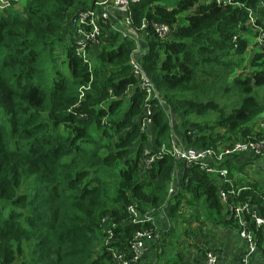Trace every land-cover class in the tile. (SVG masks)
<instances>
[{"label":"trees","instance_id":"trees-1","mask_svg":"<svg viewBox=\"0 0 264 264\" xmlns=\"http://www.w3.org/2000/svg\"><path fill=\"white\" fill-rule=\"evenodd\" d=\"M21 1L0 9V264H116L111 250L127 251L141 230L128 213L134 204L165 207L175 220L185 204L229 217L218 178L197 166L180 171L168 151L177 127L196 150L264 137L254 131L264 116V55L248 56L264 32V0H178L174 9L140 0L131 4L136 33L104 26L91 64L65 39L70 18L98 0H25L18 10ZM145 19L150 26L139 32ZM153 24L169 26L170 38ZM134 52L161 96L152 134L140 128L146 98L130 67ZM163 146L146 170L145 151ZM257 159L238 156L227 167L245 175ZM246 184L237 201L264 217V186ZM256 232L264 257V228Z\"/></svg>","mask_w":264,"mask_h":264},{"label":"built area","instance_id":"built-area-1","mask_svg":"<svg viewBox=\"0 0 264 264\" xmlns=\"http://www.w3.org/2000/svg\"><path fill=\"white\" fill-rule=\"evenodd\" d=\"M138 2L140 0H98L91 8L77 11L69 20L71 30L69 37L75 41L76 55L85 63L91 64L90 50L101 44L104 26L111 25L116 33H121L124 37L135 32L133 30L131 4ZM217 4L221 6L236 5L234 0H217ZM7 6H9V0H0V9H4ZM109 8H114L124 14L121 23L117 24L112 20L109 14ZM250 13L254 15L251 10ZM253 24L254 20L252 19ZM149 26V21L147 19L143 20L139 32L146 31ZM153 28L162 40L170 38L172 34V29L167 25L153 24ZM258 32L259 35L255 38L257 51L264 55V32L261 33V28L258 29ZM130 67L146 98L145 114L140 121L142 132H146L154 123V106L152 103L156 100L160 101L161 96L155 84L142 67L138 52H134L131 56ZM89 90L90 87L82 88L81 97L83 98L85 92ZM167 151L168 148L165 146L158 153H152L146 150L144 153L145 169H151L157 161L162 159L163 154ZM168 152L177 162L180 171L197 166L207 174L218 178L221 186L219 196L229 215L228 217L225 214L227 217L225 219L234 220L238 224L239 236L244 245L238 264H254L260 255L256 231L264 228V217L259 214L251 203L237 201L242 192L247 190V184L241 173L237 171L234 173L229 170L227 163L235 160L238 156L242 159L264 157V137L261 139H248L231 144H223L218 148L206 150H196L187 147L181 139L175 138L174 140L171 138V147ZM232 174H234L233 177ZM175 185H177L176 182L170 188L171 195L175 194ZM161 211L152 210L151 212H141L138 205L135 204L128 207V213L132 223L141 227V230L136 233L127 251L118 252L111 250L116 264H142L145 254L148 251L147 244L158 238L155 218ZM104 222H108V219L104 220ZM147 225L150 228L145 229L144 227ZM105 232L109 235L105 244L108 246L114 237V233L113 230L109 229V226ZM206 264L226 263L221 262L219 254L211 250L206 253Z\"/></svg>","mask_w":264,"mask_h":264},{"label":"crops","instance_id":"crops-1","mask_svg":"<svg viewBox=\"0 0 264 264\" xmlns=\"http://www.w3.org/2000/svg\"><path fill=\"white\" fill-rule=\"evenodd\" d=\"M109 10L112 20L121 23L124 14L114 8ZM261 129L264 133V116L258 118L254 126V131ZM175 138L180 139L178 136ZM175 187L176 194L178 188L177 185ZM189 206H184L183 219H170L166 208L158 213L155 218L158 238L147 244L148 251L142 264H206V253L211 250L219 254L221 262L238 264L244 245L237 225L227 223L222 215L218 220L204 219L207 218L205 210L199 206L196 211L199 214L194 216L193 206L197 205ZM201 218L203 220L199 221ZM220 226H223L222 230ZM175 238H180V241L176 248L171 249ZM254 264H264V257L260 254Z\"/></svg>","mask_w":264,"mask_h":264},{"label":"rangeland","instance_id":"rangeland-1","mask_svg":"<svg viewBox=\"0 0 264 264\" xmlns=\"http://www.w3.org/2000/svg\"><path fill=\"white\" fill-rule=\"evenodd\" d=\"M178 0H161V4L162 5H164L165 7H167V8H169V9H174L175 8V6H176V2H177ZM25 4V0H22L21 2H20V4L17 6V9L18 10H22V8H23V5ZM250 38V41H253V38L252 37H249ZM71 43H72V40H71V38L70 37H68V38H66L65 39V44L66 45H71ZM60 48H62L61 46H60ZM256 50H258L257 49V46H256V40L252 43V45H251V48H250V51H249V53H248V56H252L253 54H254V52L256 51ZM63 52H62V50H58V55L56 56V58H55V62L57 63V64H59V63H61L62 62V60L65 58V56L62 54ZM172 125H174V127H176V125H177V118L176 117H174L173 119H172ZM174 131L176 132H173L172 134H171V137L175 140V137H177V136H179V135H181L183 132L182 131H180L179 129H178V127L176 128V129H174ZM147 133H149V134H152V129L150 128L149 130H147L146 131ZM180 132V133H179ZM260 167H262V168H260ZM243 179L246 181V182H253V181H260L261 183H262V186H264V157H262V158H260V159H257V160H255L253 163H251V165L250 166H248L247 168H246V171H245V175H243ZM192 199V198H191ZM185 206V208L186 207H188V205H184ZM202 207H205V206H203V205H201ZM190 207V206H189ZM184 208V209H185ZM193 208H195V209H193V214H194V216H195V214H199V213H197L196 211H197V209H199V207H196V206H193ZM202 210H205V213H206V216H207V218H204V219H208V220H218L219 218H218V216L214 213V211L212 210V209H210V208H205V209H202ZM192 211V210H191ZM184 213V212H183ZM174 220V219H173ZM201 220H203V218H201L199 221H201ZM221 227V229L220 230H222L223 229V226H220ZM234 230H237V228L235 227L234 228ZM238 232H239V230H238ZM180 241V238H175L174 240H173V245L172 246H170V248L171 249H173V248H176L178 245H177V243ZM105 244H106V242H105Z\"/></svg>","mask_w":264,"mask_h":264},{"label":"water","instance_id":"water-1","mask_svg":"<svg viewBox=\"0 0 264 264\" xmlns=\"http://www.w3.org/2000/svg\"><path fill=\"white\" fill-rule=\"evenodd\" d=\"M145 53V51H142V54H144Z\"/></svg>","mask_w":264,"mask_h":264}]
</instances>
